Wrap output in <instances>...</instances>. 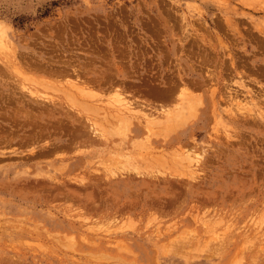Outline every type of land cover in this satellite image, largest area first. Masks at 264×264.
Masks as SVG:
<instances>
[{"label":"rangeland","instance_id":"obj_1","mask_svg":"<svg viewBox=\"0 0 264 264\" xmlns=\"http://www.w3.org/2000/svg\"><path fill=\"white\" fill-rule=\"evenodd\" d=\"M0 264H264V0H0Z\"/></svg>","mask_w":264,"mask_h":264},{"label":"bare ground","instance_id":"obj_2","mask_svg":"<svg viewBox=\"0 0 264 264\" xmlns=\"http://www.w3.org/2000/svg\"><path fill=\"white\" fill-rule=\"evenodd\" d=\"M104 71V70H103ZM72 73H75L76 75V79L79 78L80 79V74L78 73L77 70H73ZM105 75V73H101L99 72L98 77L96 78H93V80L95 81L96 84L100 83L99 81L102 79V77ZM108 76V75H107ZM127 76V75H126ZM106 79V78H105ZM104 80V79H103ZM77 81H80L77 79ZM114 83V82H113ZM112 83V84H113ZM108 86V85H107ZM114 86V85H113ZM72 88H76L73 84L71 85ZM109 87V86H108ZM111 87V86H110ZM159 88V87H158ZM78 89V91L80 93H83L84 91H86L87 89L82 86L81 88H76ZM185 89V88H184ZM183 89V90H184ZM183 90H180L179 92L180 93H176V95H173V97L170 96V91H168L167 89L166 90H159V92L156 93V95L159 97V98H163L162 100L165 99H170L171 97V101L169 100V102L172 103L173 102H177L178 106H166L163 105L162 103H159V104H156V103H153V102H148V101H143L142 102H138L136 101L135 103H132V100H126L125 102H123L124 99L122 98H114L115 101L117 102L116 104L114 103H111L109 102L107 105H105L104 108L102 107H98L97 105H93L94 107V110L97 109L99 110L98 108H101V109H104V112H105V115H107V120H105L106 124H110V125H116V124H133V127L134 129H136L137 131L135 132H139L141 133L142 131V127L144 128L145 126L146 127H150L149 130H152L153 128L155 129L156 127H160L162 130L163 127H166L168 126L169 124H171L172 122L173 123H176L175 121L178 120L177 123H180L179 121L181 120L180 118H183L184 114L183 112L186 111V114L189 113V109H192L191 106L194 105L193 103V98L190 97V95H188L187 93L185 92H182ZM87 93L90 91L87 90L86 91ZM170 93V94H169ZM187 96V97H185ZM88 97V96H87ZM195 98V97H194ZM235 98V97H234ZM233 100V99H232ZM167 102V101H166ZM195 102V100H194ZM197 104V103H196ZM169 105V104H168ZM97 108H96V107ZM194 108V106H192ZM92 108V109H93ZM96 110V112H97ZM191 111V110H190ZM185 114V115H186ZM68 115V113H67ZM96 115H98L96 113ZM105 117V118H106ZM185 117V116H184ZM180 119V120H179ZM136 121V123L134 122ZM144 124V126H140L141 124ZM172 123V124H173ZM141 128H140V127ZM171 126V125H170ZM176 126V125H175ZM173 126V127H175ZM168 128H172V127H168ZM158 129V128H157ZM156 129V130H157ZM164 129V128H163ZM166 129V128H165ZM159 130V131H160ZM77 131V130H76ZM151 132V131H149ZM180 132V131H179ZM190 132V131H189ZM136 133V134H137ZM135 134V135H136ZM151 135V134H150ZM82 136V135H81ZM80 136V137H81ZM31 137V136H30ZM34 137V136H33ZM82 138V137H81ZM83 139V138H82ZM169 139V138H168ZM173 139V138H172ZM177 140V139H176ZM175 140V141H176ZM167 141V140H166ZM174 141V142H175ZM169 143V142H168ZM173 143V142H172ZM185 143V142H184ZM58 145V144H57ZM166 145V143H165ZM169 145V144H168ZM174 145V144H173ZM176 145H174V148H175ZM179 146V145H178ZM177 146V147H178ZM157 147V146H156ZM181 147L183 148L182 145L179 146V151H181ZM178 148H176L177 150ZM176 150L174 151V153L176 152ZM178 152V150H177ZM176 152V153H177ZM182 156L184 157V159L188 160V161H191L192 159L193 160H196V157L191 155L190 153L188 152H183ZM183 157H179V158H183ZM179 161L181 162V160L179 159ZM168 201V200H167ZM160 203V202H159ZM169 205V204H168ZM165 207V206H164ZM119 242V241H118ZM121 242V241H120ZM106 245V244H105ZM123 245H125L123 243ZM118 247V245H117ZM130 251V250H129ZM127 252V251H126ZM129 253V252H128ZM123 260V259H122Z\"/></svg>","mask_w":264,"mask_h":264}]
</instances>
